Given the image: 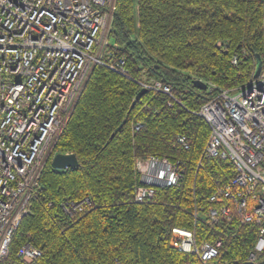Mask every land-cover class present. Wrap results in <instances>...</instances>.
I'll use <instances>...</instances> for the list:
<instances>
[{
  "label": "trees",
  "instance_id": "obj_1",
  "mask_svg": "<svg viewBox=\"0 0 264 264\" xmlns=\"http://www.w3.org/2000/svg\"><path fill=\"white\" fill-rule=\"evenodd\" d=\"M114 6L103 59H123L127 76L101 64L91 69L53 147L74 153L79 164L55 169L46 161L0 264H25L16 252L27 241L43 252L32 264H201L194 253L169 246L173 228L193 231L197 246L220 239L210 264H241L254 250L258 226L236 216L208 221L209 195L230 182L235 168L230 159L203 155L210 129L197 111L214 94L211 84L244 85L255 55L263 59L264 0H115ZM153 81L167 84L173 97L146 89L135 100L140 82ZM149 156L178 162L183 172L177 184L156 186L151 198L135 202L137 161ZM85 198L83 211H63V202ZM195 210L201 215L194 217Z\"/></svg>",
  "mask_w": 264,
  "mask_h": 264
},
{
  "label": "built area",
  "instance_id": "obj_2",
  "mask_svg": "<svg viewBox=\"0 0 264 264\" xmlns=\"http://www.w3.org/2000/svg\"><path fill=\"white\" fill-rule=\"evenodd\" d=\"M115 0H0V261L8 254L14 230L27 211L41 171L56 153L53 147L96 64L127 76L123 59L105 61L103 50ZM260 74L234 88L208 87L214 94L197 111L209 126L205 157L230 159L234 177L213 191L206 217L236 216L240 224L258 226L254 250L245 261L264 264V57ZM232 63H236L235 57ZM141 87L173 97L161 81ZM141 124L136 123L134 130ZM176 141L188 147L186 137ZM141 184L134 201L148 200L156 186L179 182V163L149 156L137 161ZM88 198L67 200V214L83 211ZM194 217L200 216L195 210ZM183 230V229H181ZM187 231V230H186ZM173 228L169 246L197 255L201 264L215 262L221 240L195 243L194 232ZM42 250L30 242L17 258L32 264ZM5 264H12L11 262ZM116 264H119L118 262ZM189 264V263H185Z\"/></svg>",
  "mask_w": 264,
  "mask_h": 264
},
{
  "label": "water",
  "instance_id": "obj_3",
  "mask_svg": "<svg viewBox=\"0 0 264 264\" xmlns=\"http://www.w3.org/2000/svg\"><path fill=\"white\" fill-rule=\"evenodd\" d=\"M262 64H263L262 57L259 54H256L252 77H257L260 74L261 69H262ZM193 82L200 89L206 88V84L199 79H195L193 80ZM145 91H146V88L141 87L140 90L136 94L135 100ZM50 164L55 169H66L70 167H76L79 164V162H78L76 155L72 152H69V153L56 152L51 157ZM224 264H239V263L237 261H233V262L224 263ZM241 264H254V263L250 261H244Z\"/></svg>",
  "mask_w": 264,
  "mask_h": 264
},
{
  "label": "bare ground",
  "instance_id": "obj_4",
  "mask_svg": "<svg viewBox=\"0 0 264 264\" xmlns=\"http://www.w3.org/2000/svg\"><path fill=\"white\" fill-rule=\"evenodd\" d=\"M112 16H113V14H112ZM111 20H112V17H111ZM110 27H111V21H110ZM109 31H110V28H109ZM109 31H108L107 36H106L107 40L109 39V37H108V35H109ZM94 66H95V65H94ZM94 66H93V67H94ZM180 233H181V234L189 235L188 231H185V230H180Z\"/></svg>",
  "mask_w": 264,
  "mask_h": 264
},
{
  "label": "rangeland",
  "instance_id": "obj_5",
  "mask_svg": "<svg viewBox=\"0 0 264 264\" xmlns=\"http://www.w3.org/2000/svg\"><path fill=\"white\" fill-rule=\"evenodd\" d=\"M109 41H111V40L109 39ZM188 232H190V231H188Z\"/></svg>",
  "mask_w": 264,
  "mask_h": 264
}]
</instances>
